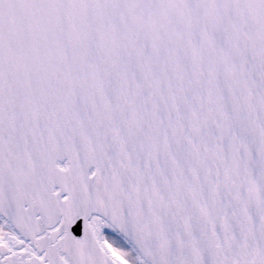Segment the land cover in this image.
<instances>
[{"label":"snow or ice","instance_id":"obj_1","mask_svg":"<svg viewBox=\"0 0 264 264\" xmlns=\"http://www.w3.org/2000/svg\"><path fill=\"white\" fill-rule=\"evenodd\" d=\"M0 264H264V0H0Z\"/></svg>","mask_w":264,"mask_h":264}]
</instances>
